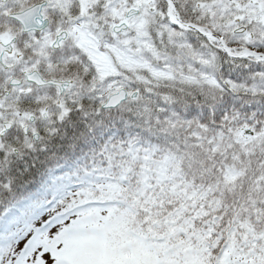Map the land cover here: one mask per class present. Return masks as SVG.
Returning a JSON list of instances; mask_svg holds the SVG:
<instances>
[{
	"label": "snow or ice",
	"instance_id": "obj_1",
	"mask_svg": "<svg viewBox=\"0 0 264 264\" xmlns=\"http://www.w3.org/2000/svg\"><path fill=\"white\" fill-rule=\"evenodd\" d=\"M0 264H264V0H0Z\"/></svg>",
	"mask_w": 264,
	"mask_h": 264
}]
</instances>
